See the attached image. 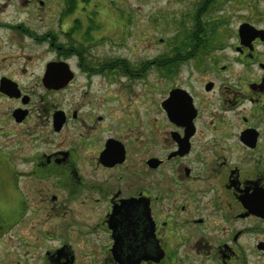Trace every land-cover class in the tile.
<instances>
[{"label":"flooded vegetation","instance_id":"1","mask_svg":"<svg viewBox=\"0 0 264 264\" xmlns=\"http://www.w3.org/2000/svg\"><path fill=\"white\" fill-rule=\"evenodd\" d=\"M31 1L18 23L0 1V264L264 258V29L130 64L96 54L73 0L58 42L36 36ZM31 40L54 52L36 70Z\"/></svg>","mask_w":264,"mask_h":264},{"label":"rangeland","instance_id":"2","mask_svg":"<svg viewBox=\"0 0 264 264\" xmlns=\"http://www.w3.org/2000/svg\"><path fill=\"white\" fill-rule=\"evenodd\" d=\"M22 1L13 0L6 9V12L12 14L2 18L6 17L15 23L25 19L26 17L18 12ZM43 1L42 5L39 0H32L30 3L32 27L37 29L36 36H42L48 29L55 31L54 36L58 42V20L52 13L59 12L60 16L63 0ZM198 2L199 0H73L71 11L79 13L74 16L77 18L79 31L86 29L83 27L87 26L90 19L91 26L88 31L96 46L97 55H121L132 64L135 61L140 63L153 58H167L173 51V44L182 49L183 43L187 41L185 33L192 24L193 14L197 12L198 7L201 8L197 5ZM26 8L25 6V11ZM204 18L215 26L210 49L213 50L218 45L234 42V31L243 21L264 29V0H217L213 7L206 9ZM0 36L6 38L1 28ZM31 44V49L25 48V51L32 55V68L36 70L44 60L52 58L54 52L45 48L48 46L47 41L35 43L31 40ZM9 47L0 39L1 50ZM260 48L261 53H264V44ZM10 50L17 53L20 47L13 46ZM234 55L231 53L228 57L233 59ZM146 75L153 77L161 74L149 70ZM250 261L264 264L262 257L251 258Z\"/></svg>","mask_w":264,"mask_h":264},{"label":"trees","instance_id":"3","mask_svg":"<svg viewBox=\"0 0 264 264\" xmlns=\"http://www.w3.org/2000/svg\"><path fill=\"white\" fill-rule=\"evenodd\" d=\"M217 0H199L197 5L201 8L193 15L191 19V25L188 27L189 31L185 33V39L187 41H181L183 46L190 45L192 50L187 51L185 48L175 47L173 60L183 56V53H186L187 56L190 54L195 55L196 53H205L212 47V38L215 32V26H212L210 23L205 21L204 13L206 9L213 7L216 4ZM210 24V25H209ZM164 58L165 60L168 59ZM172 60V61H173Z\"/></svg>","mask_w":264,"mask_h":264},{"label":"water","instance_id":"4","mask_svg":"<svg viewBox=\"0 0 264 264\" xmlns=\"http://www.w3.org/2000/svg\"><path fill=\"white\" fill-rule=\"evenodd\" d=\"M253 26L247 22H243L239 25V32L242 35L243 32L248 31V29H251ZM263 31V30H262Z\"/></svg>","mask_w":264,"mask_h":264}]
</instances>
